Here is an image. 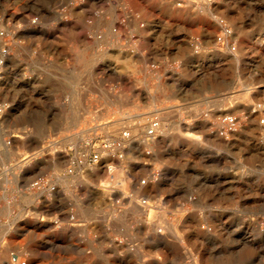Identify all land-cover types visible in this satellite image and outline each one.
Returning <instances> with one entry per match:
<instances>
[{"label":"rangeland","instance_id":"obj_1","mask_svg":"<svg viewBox=\"0 0 264 264\" xmlns=\"http://www.w3.org/2000/svg\"><path fill=\"white\" fill-rule=\"evenodd\" d=\"M189 1L0 0V264L20 247L29 264H264V0L247 22L251 0H216L195 35L152 37L160 52L99 33ZM121 130L120 161L88 165ZM44 177L54 190L26 189Z\"/></svg>","mask_w":264,"mask_h":264},{"label":"crops","instance_id":"obj_2","mask_svg":"<svg viewBox=\"0 0 264 264\" xmlns=\"http://www.w3.org/2000/svg\"><path fill=\"white\" fill-rule=\"evenodd\" d=\"M174 0H167L168 5L170 8L175 9V3H173ZM187 1V0H186ZM190 2V1H189ZM256 0H251L248 3L249 9L248 11L242 10V19L244 22H247L249 20H252V15L255 14L258 11V6L256 5ZM217 3L216 0H192L190 2V13L187 14H180V13H162V12H155L148 14L143 11V7L139 6L137 9H133L132 13H130L127 17H124L122 19L123 22H131L130 24H124V26L127 28V32L125 33L127 35L126 39H122V33L120 31H117L116 29H111L109 26H104L102 30H99V33H101L103 36H107V40L110 42V46H115L118 43L122 44V47L120 46V53H127L130 50H134L135 52H140L142 54L145 53H152V52H160L162 50H155L154 45L156 44L153 42L152 37L158 36V35H165L167 31L170 35H176V32H180V35L184 36H192L195 35L199 29H200V21H201V8L207 9L206 12L210 17L214 16V6ZM189 9V8H188ZM121 21V18H117ZM107 20H112L114 22L115 20L113 18H107ZM122 24V23H121ZM101 36V35H100ZM116 38H112L115 37ZM106 44H103L100 48V51L105 47ZM143 62L138 63H131L128 66H125V69H131L136 68L137 65H140L142 69H146V64H142ZM142 64V66H141ZM130 81L127 82L126 73L120 72V84L124 86V88H127L126 91L127 95L130 97H136L137 95H140L141 92L135 87L136 84H131ZM128 84V85H127ZM123 89V87H122ZM120 89V90H122ZM119 91V90H117ZM125 93V92H124ZM152 98L156 96L150 95ZM151 98V100H152ZM157 99V98H156ZM131 103L130 106H132ZM135 104H138L135 102ZM129 106V107H130ZM123 130V129H122ZM121 131H118V136L122 133ZM115 136V137H118ZM66 155H68V144H66ZM118 161V160H117ZM120 161V160H119Z\"/></svg>","mask_w":264,"mask_h":264},{"label":"built area","instance_id":"obj_3","mask_svg":"<svg viewBox=\"0 0 264 264\" xmlns=\"http://www.w3.org/2000/svg\"><path fill=\"white\" fill-rule=\"evenodd\" d=\"M222 22V21H221ZM222 24L224 25V27L226 28L227 31H230L231 28L225 24L224 22H222ZM4 64V58H0V66H2ZM1 73V71H0ZM9 106L8 105H4V106H0V114H3L4 109H7ZM227 122H225V126H230L232 124H234V120L232 117L228 118L226 120ZM160 127V118L159 116H155L150 118V124L148 125V127L146 128V134L148 135V139L149 141L153 139V137H155L158 134V128ZM225 134V132L223 133ZM121 137L120 138H115L112 140H105L101 146L97 147L93 152H91L85 159L86 163L90 166H96L99 165V163L103 160L104 156H111L116 160H119L120 158L123 157L124 152L126 151V139H130L132 138V134L130 130H124L121 133ZM11 140V139H10ZM8 140V143H11V141ZM82 161H79V164ZM72 164H76V162H73ZM112 166H108V170L111 171ZM73 168H69V170L67 172H72ZM151 180H156L157 176L151 174L150 176L146 177V178H142L141 182L142 184H146L148 179ZM43 187H49L51 184V179H45V177L41 180H35L34 182H32L31 185L27 186L26 189L30 190V189H38V187L40 186ZM52 190L55 189V186L52 185L51 186ZM27 214H29V212H27ZM5 248V242L0 239V256H1V251ZM23 248H13L10 250L9 252V263L10 264H29L28 262V256L26 255L25 252H22ZM22 252V253H21Z\"/></svg>","mask_w":264,"mask_h":264},{"label":"bare ground","instance_id":"obj_4","mask_svg":"<svg viewBox=\"0 0 264 264\" xmlns=\"http://www.w3.org/2000/svg\"><path fill=\"white\" fill-rule=\"evenodd\" d=\"M216 20H218V19H216ZM218 25H219V24H218ZM220 25H221V24H220ZM219 28H220V27H219ZM221 31H222V30H221ZM225 34H226V33H225ZM227 34H228V33H227ZM225 39H226V38H225ZM231 43H232V42H231ZM230 45H231V44H230ZM231 47H232V46H231ZM228 49L230 50L229 47H228ZM235 49H236V48H235ZM224 51H225V50H224ZM226 53H227V52H226ZM228 54H229V53H228ZM230 54H231V52H230ZM230 54H229V55H230ZM235 54H236V53H235ZM223 56H224V55H223ZM231 57H232V55H231ZM119 59H120V58H119ZM123 59H124V58H123ZM132 59H133V58H132ZM123 61H124V60H123ZM132 62H133V61H132ZM245 98H246V97H245ZM256 107H257V106H256ZM258 108H259V107H258ZM261 110H263V109H261ZM261 110L255 108V110H253V112H254L253 114H259ZM250 120H251V118H250ZM256 122L258 123V121H256ZM255 127H256V126H255ZM263 127H264V126H263ZM158 130H159V128H158ZM258 130H259V129H258ZM261 131H262V130H261ZM263 133H264V130H263ZM132 199H133V198H132ZM132 199H131V200H132ZM143 203H146V200L143 201ZM150 207H151V206H150ZM4 249H5V248H4ZM4 249H3V250H4ZM3 250H2V251H3ZM2 251H1V252H2ZM9 264H10V263H9Z\"/></svg>","mask_w":264,"mask_h":264}]
</instances>
